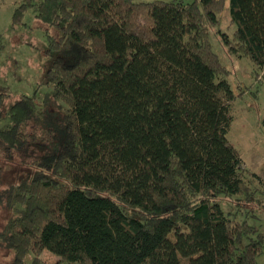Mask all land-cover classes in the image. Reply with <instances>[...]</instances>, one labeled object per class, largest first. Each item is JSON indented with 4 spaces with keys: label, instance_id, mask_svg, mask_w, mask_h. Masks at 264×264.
<instances>
[{
    "label": "trees",
    "instance_id": "1",
    "mask_svg": "<svg viewBox=\"0 0 264 264\" xmlns=\"http://www.w3.org/2000/svg\"><path fill=\"white\" fill-rule=\"evenodd\" d=\"M225 1L15 8L13 26L31 9L47 27L48 86L64 113L48 123L35 96L4 110L0 92V157L29 171L0 234L14 264H48L44 250L56 264H258L264 231L246 210L258 177L227 140L245 91H232L208 40ZM228 3V51L264 71V0Z\"/></svg>",
    "mask_w": 264,
    "mask_h": 264
},
{
    "label": "rangeland",
    "instance_id": "2",
    "mask_svg": "<svg viewBox=\"0 0 264 264\" xmlns=\"http://www.w3.org/2000/svg\"><path fill=\"white\" fill-rule=\"evenodd\" d=\"M22 1L0 0V92L8 96L4 110L22 96H35L40 108L46 111V121H57L64 113L59 105L64 104L51 98L52 89L47 78L56 53L46 55L47 27L34 17L31 9L25 12L21 23L12 25L13 12ZM134 1L148 3L154 0ZM234 31L226 0L219 23L210 29L208 40L213 52L230 73L228 81L232 91L237 95L240 90L245 91L230 106L231 124L227 140L239 152L244 165L258 177L252 185L257 191L246 210L256 217L251 218L250 223L260 225L264 231V71L259 70L250 59L228 51L224 36L231 39ZM51 33L55 35V32ZM28 154L40 155L41 151L31 148ZM20 161L18 158L4 162L0 157V234H4L8 222L15 219L21 209L19 206L15 209L8 202L11 187L29 178L28 168ZM222 207L225 211L228 209L225 203ZM40 258L48 264L58 261V257L47 250ZM13 260L12 250L0 237V264H14ZM30 261L31 256H28L24 264H30ZM257 263L264 264V250Z\"/></svg>",
    "mask_w": 264,
    "mask_h": 264
}]
</instances>
